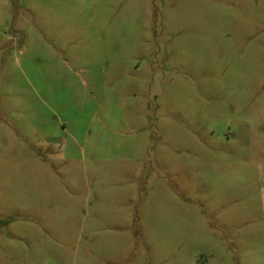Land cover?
Masks as SVG:
<instances>
[{
  "label": "rangeland",
  "instance_id": "374dc122",
  "mask_svg": "<svg viewBox=\"0 0 264 264\" xmlns=\"http://www.w3.org/2000/svg\"><path fill=\"white\" fill-rule=\"evenodd\" d=\"M0 264H264V0H0Z\"/></svg>",
  "mask_w": 264,
  "mask_h": 264
}]
</instances>
